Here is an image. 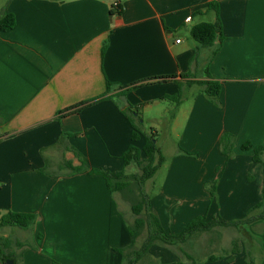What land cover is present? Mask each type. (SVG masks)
Segmentation results:
<instances>
[{
	"label": "crops",
	"instance_id": "crops-1",
	"mask_svg": "<svg viewBox=\"0 0 264 264\" xmlns=\"http://www.w3.org/2000/svg\"><path fill=\"white\" fill-rule=\"evenodd\" d=\"M215 1L222 40L200 49L191 30L215 21L208 10ZM116 3L123 11L111 15ZM8 15L15 26L0 30V221L9 213L37 219L0 227L5 264L9 256L14 264H123L117 250L132 239L119 196L102 177L65 164L80 166L78 153L91 169L123 170L129 146H144L143 138L132 141L129 106L139 118L174 108L179 144L163 155V177L144 186L158 188L151 211L168 235L199 217L244 220L262 201L264 164L242 145L264 147V0H0V21ZM209 76L222 86L219 106L188 84ZM108 82L105 99L60 115L105 96ZM179 95L180 105L166 106V96ZM224 134L235 136L230 156L221 152ZM224 228L236 235L227 230L222 255L196 261L181 246L150 254L165 264H264V220Z\"/></svg>",
	"mask_w": 264,
	"mask_h": 264
},
{
	"label": "trees",
	"instance_id": "trees-1",
	"mask_svg": "<svg viewBox=\"0 0 264 264\" xmlns=\"http://www.w3.org/2000/svg\"><path fill=\"white\" fill-rule=\"evenodd\" d=\"M209 11H213L216 14V19L213 22H202L195 25L191 30V37L199 44L200 49L215 47L216 43L222 40V25L220 19V7L218 2H211L208 6ZM121 7H112L111 15H120L122 13ZM15 26V18L12 15H8L0 21V30L8 31ZM188 78V77H187ZM169 78H163L158 81H166ZM189 85H200L203 87L202 94L211 100L215 105H220V95L222 91L221 84L213 80L209 76L207 81H188ZM113 84L108 82L107 92L105 96L98 98L91 102L82 103L79 106H75L65 112L61 113V116L78 113L82 109L106 98V95L112 91ZM138 88L137 85L128 88L124 94L128 93L130 89ZM182 89V86L179 85ZM164 99H168L177 105L181 104V96H166ZM123 114L131 122L133 126L132 141L133 143L139 142L144 139V146L140 149L136 145L129 146L127 151L123 154L122 160L124 162V169L121 171L111 172L103 169H91L84 158L76 153L81 158V165L74 167L72 163L66 162L65 166L73 173H81L88 171L90 175L102 177L107 184L108 190L112 194L120 193L131 204V211L134 215V221L128 223L129 232L132 239V244L125 248L117 250L122 256L123 264H142L147 262V256L150 254V249L159 244L163 246H181L187 242L189 238L194 235L212 231L217 227H238L244 224H251L256 221L264 220V187H263V200L258 203L253 210L249 212L244 220L239 221H226L222 218L213 219L207 221L206 217H199L192 220L185 230L179 234L168 235L163 229L160 219L155 212L151 211V199L144 189L145 183L153 179L159 169L165 163V157L163 156L160 148L157 145L156 137L144 133L141 130L142 124H140V114L134 107L129 106L126 110H123ZM138 114L139 117H136ZM136 118L139 120V125L135 122ZM235 145V136L232 134H224L220 141L221 152L225 155H232ZM243 151L253 150L255 163H263L264 147L254 148L250 142L242 145ZM181 154L198 158V153H191L185 150H181ZM135 166L141 170V174L128 175L126 173L127 168ZM217 182H213L209 185L212 196H215ZM37 217L33 214H17L9 213L1 218L0 227H31L36 222ZM145 234L143 243L140 248H137V244L140 238ZM11 259L12 256H9ZM0 259L3 264L8 258L3 259L0 253ZM9 259V260H10ZM209 261H216L214 257H210ZM58 264V263H55ZM151 264V263H149ZM184 264V263H177ZM191 264H196L192 262Z\"/></svg>",
	"mask_w": 264,
	"mask_h": 264
},
{
	"label": "rangeland",
	"instance_id": "rangeland-1",
	"mask_svg": "<svg viewBox=\"0 0 264 264\" xmlns=\"http://www.w3.org/2000/svg\"><path fill=\"white\" fill-rule=\"evenodd\" d=\"M207 21H209L208 18H207ZM193 90H196V88H194ZM189 93H191V91L187 89L184 93V96L188 97ZM171 104L174 105V103L171 102L170 104L166 103V106L171 107L172 106ZM173 110H174L173 107H171L169 111H165V110L161 111L160 109L155 107L148 111L143 112V115H141V118H140V122H142L141 130L144 133H147L149 135H153L156 137L157 145L159 148L162 149V154L164 156L170 155L173 149L175 150V147H177L179 144V138L173 132V127H172L171 111ZM135 122L137 123V125H139L138 118H136ZM153 132L156 133V135L153 134ZM126 173L128 175L141 174V170L135 166H131L127 168ZM163 174H164L163 171L157 172L156 175L154 176L155 177L154 180L158 182V180L161 177H163ZM157 190H158L157 187L155 188L152 187L151 189H148V191L146 189L150 199H152V197L154 196ZM117 196H119L120 198V205L123 211L122 212L123 215L129 220V223L133 222L134 215H132V212H131V204L125 198L120 197V193H117ZM216 219H219V218H216ZM239 220L240 219H236L232 221H239ZM227 230L230 231L229 236L232 235V237H234L236 235L234 231H232L233 229L231 228L227 229L224 227H217L213 229L212 231L197 234L196 237L194 239H191L187 244L181 245V252L184 253V255L186 254L185 256L193 255V259L196 261L201 260L211 255H214V256L222 255L225 251H227V248L225 247V242H226L225 239H226ZM10 237L11 239H14V236L12 234ZM144 237H145V234L142 236V238L139 239L137 248H140V246L142 245ZM2 242L3 241H0V246L2 250H4V253L7 254L8 251H6L2 247ZM217 243L220 244L221 246L223 244L224 247L219 248L218 246H215V244ZM157 246L164 247L161 244ZM175 253H177V250H175ZM179 254L183 256V254L181 253ZM147 257L151 259H148L147 262L144 261V263L142 264H149V263L165 264L162 262L160 257H157V256L153 257L151 254H149ZM188 260L189 259H185L184 262L189 263Z\"/></svg>",
	"mask_w": 264,
	"mask_h": 264
},
{
	"label": "built area",
	"instance_id": "built-area-1",
	"mask_svg": "<svg viewBox=\"0 0 264 264\" xmlns=\"http://www.w3.org/2000/svg\"><path fill=\"white\" fill-rule=\"evenodd\" d=\"M113 7H115V8H117V7H120V4L119 3H116V4H114V6ZM187 22H190L191 21V18L189 17V18H187V20H186ZM179 42V41H178Z\"/></svg>",
	"mask_w": 264,
	"mask_h": 264
},
{
	"label": "water",
	"instance_id": "water-1",
	"mask_svg": "<svg viewBox=\"0 0 264 264\" xmlns=\"http://www.w3.org/2000/svg\"><path fill=\"white\" fill-rule=\"evenodd\" d=\"M6 264H14L12 260H9Z\"/></svg>",
	"mask_w": 264,
	"mask_h": 264
}]
</instances>
